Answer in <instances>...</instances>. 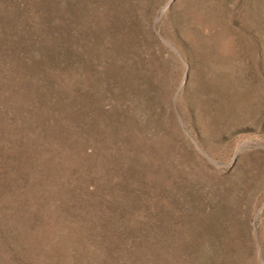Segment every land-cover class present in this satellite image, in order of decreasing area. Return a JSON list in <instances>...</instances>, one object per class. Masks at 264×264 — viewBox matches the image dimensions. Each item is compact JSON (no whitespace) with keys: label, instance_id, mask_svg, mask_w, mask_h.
Segmentation results:
<instances>
[{"label":"rangeland","instance_id":"obj_1","mask_svg":"<svg viewBox=\"0 0 264 264\" xmlns=\"http://www.w3.org/2000/svg\"><path fill=\"white\" fill-rule=\"evenodd\" d=\"M0 264H264V0H0Z\"/></svg>","mask_w":264,"mask_h":264}]
</instances>
